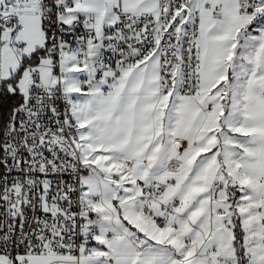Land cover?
Listing matches in <instances>:
<instances>
[{"label":"snow or ice","instance_id":"obj_1","mask_svg":"<svg viewBox=\"0 0 264 264\" xmlns=\"http://www.w3.org/2000/svg\"><path fill=\"white\" fill-rule=\"evenodd\" d=\"M0 264H264V0H0Z\"/></svg>","mask_w":264,"mask_h":264}]
</instances>
